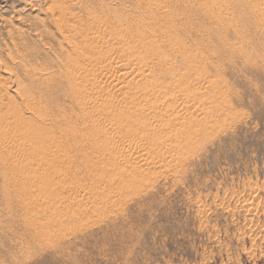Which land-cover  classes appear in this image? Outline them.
<instances>
[{
	"label": "rangeland",
	"instance_id": "1",
	"mask_svg": "<svg viewBox=\"0 0 264 264\" xmlns=\"http://www.w3.org/2000/svg\"><path fill=\"white\" fill-rule=\"evenodd\" d=\"M70 1L107 48L73 113L40 125L42 179L0 195V264H264V39L238 17L264 22V0H209L221 23L201 0ZM44 9L0 0V96L14 106L7 50L38 39L35 20L55 31Z\"/></svg>",
	"mask_w": 264,
	"mask_h": 264
},
{
	"label": "bare ground",
	"instance_id": "2",
	"mask_svg": "<svg viewBox=\"0 0 264 264\" xmlns=\"http://www.w3.org/2000/svg\"><path fill=\"white\" fill-rule=\"evenodd\" d=\"M208 1L209 0H201V7L199 10L202 12L203 19L208 21L212 20L213 23H221L224 21V11L221 5L214 6ZM43 3L45 7L43 13L44 18L48 23L51 22L55 31L48 32L45 30L44 27L46 22L44 20L42 22L35 20L30 28L35 32L37 31L38 39L32 40L30 37L27 38L19 34L18 42L13 41V48H8L7 50L9 51L7 58L13 67L12 72L14 75L9 76L14 84H16L22 104L20 106H14L11 97L4 95L0 96V135L2 134L1 132H5L6 134L18 133L20 137L17 135L16 140H18L19 137L24 141V144L22 147V144L18 142V145H21L19 151V149L15 148L17 147L15 144L17 142L14 136L11 138L9 136L7 139H4V141H1L0 138V195L2 196H6V194L12 196L15 193L14 189L17 184V176L23 181V183L18 184V186H24L26 180L32 179L33 174H35L34 178L42 179L46 155L42 142L44 129L40 125L45 121L53 124L57 120H64L68 115L73 113L76 95L82 84H80L81 73L89 78L92 77L95 71H93V73L91 72V67H93L91 64H93L92 62H94V60L104 58H102L103 53L101 50L107 48L108 44L105 38L107 36L98 35V29L92 27V23L95 21L93 20L94 17L90 16L91 14L80 15L81 13H79L74 15L71 13L70 7L73 6V3L70 0H43ZM234 5L235 8L239 6L238 3ZM246 9L248 11L241 8L239 15L237 14L238 17L241 16L243 21L248 24L247 27L253 26V28L255 27L260 30L264 39V22L253 17L256 14H253V10H250V8ZM18 13L17 15H19ZM28 19L31 20L30 18ZM23 20H25V18ZM27 23H30V21ZM41 28H43V30H41ZM94 30L96 35L91 37L90 32ZM217 30L221 29L216 28V32ZM1 35L2 34H0V36ZM108 36H110V34ZM13 52L16 53V56L12 55ZM262 53H264V50H262ZM107 56H109V54ZM1 62L3 63L0 66L3 65L9 70L6 66V62L2 59ZM101 62L100 66L105 61ZM94 67L99 68L96 64ZM102 71L100 73H102ZM256 72L261 76L263 75L262 69H256ZM94 79H96V77H94ZM103 79L104 77L102 80ZM93 83L96 84V81ZM93 83H91L92 87L94 85ZM22 84H26L28 87L21 89L20 86ZM88 89L91 90L92 88L90 87ZM5 97L7 102L3 103ZM86 101H88V97ZM86 101H83L84 104ZM93 101H91L90 105L94 104L92 103ZM89 108L92 111L94 107L91 108L90 106ZM40 184L41 183H39V185ZM38 189H40V187ZM20 191L22 193L26 192V190L22 188H20Z\"/></svg>",
	"mask_w": 264,
	"mask_h": 264
}]
</instances>
